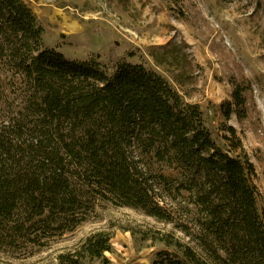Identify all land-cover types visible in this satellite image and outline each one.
Returning a JSON list of instances; mask_svg holds the SVG:
<instances>
[{"label":"trees","instance_id":"obj_1","mask_svg":"<svg viewBox=\"0 0 264 264\" xmlns=\"http://www.w3.org/2000/svg\"><path fill=\"white\" fill-rule=\"evenodd\" d=\"M43 34L23 0H0V248L45 247L105 202L184 236L157 238L170 250L151 264H264L254 167L222 148L198 105L141 63L108 75L97 56L69 60ZM110 241L91 233L56 264H107Z\"/></svg>","mask_w":264,"mask_h":264},{"label":"rangeland","instance_id":"obj_2","mask_svg":"<svg viewBox=\"0 0 264 264\" xmlns=\"http://www.w3.org/2000/svg\"><path fill=\"white\" fill-rule=\"evenodd\" d=\"M23 1L43 27L44 44L67 59L97 56L108 75L120 62L141 63L198 105L222 148L252 163L264 209V0ZM155 54L162 64H155ZM225 104L232 111L228 121ZM97 231L111 237L107 264H151L157 252L170 250L157 240L165 234L186 241L141 210L101 202L73 231L43 239L45 247L0 248V264H56L58 253Z\"/></svg>","mask_w":264,"mask_h":264}]
</instances>
